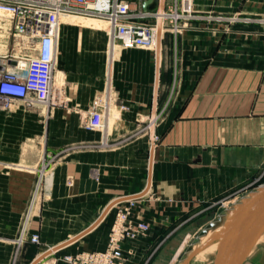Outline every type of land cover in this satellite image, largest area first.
<instances>
[{
	"label": "crops",
	"instance_id": "obj_1",
	"mask_svg": "<svg viewBox=\"0 0 264 264\" xmlns=\"http://www.w3.org/2000/svg\"><path fill=\"white\" fill-rule=\"evenodd\" d=\"M192 2L190 28L163 33L155 50L110 47L98 20L61 24L60 98L0 111V264H31L77 236L55 254L103 250L124 201L94 224L148 183L131 220L150 229L122 245L123 264H161L213 203H233L262 174L264 0ZM97 97L110 116L86 131Z\"/></svg>",
	"mask_w": 264,
	"mask_h": 264
},
{
	"label": "built area",
	"instance_id": "obj_2",
	"mask_svg": "<svg viewBox=\"0 0 264 264\" xmlns=\"http://www.w3.org/2000/svg\"><path fill=\"white\" fill-rule=\"evenodd\" d=\"M70 17L105 23L110 47L146 50H155L163 33L190 28V22L196 18L192 0H180L162 11L132 9L126 0H0V18L10 20L9 36L13 39L12 50L0 55V111L14 103L27 109L48 106L60 98V89L54 83L58 32L61 20ZM109 116V100L103 104L101 97H97L83 128L103 131ZM263 178L264 171L254 183ZM254 186L250 185L230 206L222 200L211 208L221 206L227 213L255 190ZM136 200L128 199L117 209L103 250L62 256L52 253L38 264H123L122 245L144 236L150 229L148 223L131 220ZM23 240L21 237L19 243ZM29 242L41 246L38 234L31 235Z\"/></svg>",
	"mask_w": 264,
	"mask_h": 264
},
{
	"label": "water",
	"instance_id": "obj_3",
	"mask_svg": "<svg viewBox=\"0 0 264 264\" xmlns=\"http://www.w3.org/2000/svg\"><path fill=\"white\" fill-rule=\"evenodd\" d=\"M153 0H148L144 4L147 9ZM164 9V1L160 0L158 11ZM159 45V42L157 41ZM149 185V183H148ZM140 194L127 198L117 199L111 202L103 211L94 226L100 222L107 212L116 204L131 198H140L145 195L149 186ZM93 227V226H92ZM92 228H89V230ZM86 230L85 232L89 231ZM264 232V184L251 191L239 202L232 206L226 215V220L219 236V242L213 264H244L257 241ZM80 236L72 240L55 246L40 254L31 264H38L52 253L70 244Z\"/></svg>",
	"mask_w": 264,
	"mask_h": 264
},
{
	"label": "rangeland",
	"instance_id": "obj_4",
	"mask_svg": "<svg viewBox=\"0 0 264 264\" xmlns=\"http://www.w3.org/2000/svg\"><path fill=\"white\" fill-rule=\"evenodd\" d=\"M67 19H62L61 24ZM10 27V20L0 18V55L6 53V51L12 50L13 39L9 36ZM262 183H264V178L261 182L257 184L253 183L251 185H255L254 189H257ZM228 204L229 202L227 205ZM229 205H231V203ZM223 216L224 208L218 206L215 207L209 214L200 217L197 221H195V225L190 229L192 232L185 234L181 242L174 250L170 251L161 264H213L214 253L216 250L215 239H213V237H207L201 244L199 241L206 232L211 231L213 227L218 226ZM257 244L258 246L253 250L244 264H264V256H260L261 261L258 260L259 255L257 256L259 251L264 247V232L257 241L256 245Z\"/></svg>",
	"mask_w": 264,
	"mask_h": 264
},
{
	"label": "bare ground",
	"instance_id": "obj_5",
	"mask_svg": "<svg viewBox=\"0 0 264 264\" xmlns=\"http://www.w3.org/2000/svg\"><path fill=\"white\" fill-rule=\"evenodd\" d=\"M84 20H90V19H84ZM92 20V19H91ZM92 21H96V20H92ZM97 22V21H96ZM111 57V56H109ZM111 59V58H110ZM111 64V63H110ZM230 206V205H229ZM228 213V212H227ZM227 213L224 214V216L222 217L221 222L218 224V226L213 227V229H211V231H208L205 233V235L200 239L199 243L201 244L207 237H213V239H215V243H216V250L214 253V258H213V263H214V259H215V255H216V251H217V246H218V242H219V236L220 233L222 231V228L224 226L225 220H226V215ZM188 242V241H187ZM187 244V243H186ZM185 244V245H186ZM184 247V246H183ZM255 247V246H254ZM252 252V251H251ZM251 254V253H250Z\"/></svg>",
	"mask_w": 264,
	"mask_h": 264
}]
</instances>
